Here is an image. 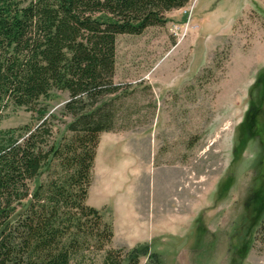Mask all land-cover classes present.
I'll return each instance as SVG.
<instances>
[{
	"label": "rangeland",
	"instance_id": "1",
	"mask_svg": "<svg viewBox=\"0 0 264 264\" xmlns=\"http://www.w3.org/2000/svg\"><path fill=\"white\" fill-rule=\"evenodd\" d=\"M165 18L164 26L116 37L113 82L125 94L115 102L114 130L99 135V142L103 134L114 135L116 145L107 141L100 153L96 149L86 204L112 224L111 210L102 206L129 202L127 183L139 213L146 214L152 199L155 219L186 217L173 228L172 249H149L154 257L143 256L140 264H264L258 237L264 0H190ZM66 101V93L52 90L35 111L9 103L0 111V130L33 128L47 119L54 142L64 144L71 121L62 113ZM254 102L260 110L247 135L245 117ZM108 164L120 194L102 188ZM117 211L120 220L124 211ZM86 255L84 264H100L103 253Z\"/></svg>",
	"mask_w": 264,
	"mask_h": 264
},
{
	"label": "trees",
	"instance_id": "2",
	"mask_svg": "<svg viewBox=\"0 0 264 264\" xmlns=\"http://www.w3.org/2000/svg\"><path fill=\"white\" fill-rule=\"evenodd\" d=\"M189 1L0 0V111L9 103L35 111L57 90L67 94L62 113L71 118L64 144L54 142L47 119L0 130V264H84L89 253H103L100 264L154 257L148 245L111 248L112 224L86 200L99 135L114 130L115 102L125 94L113 82L116 37L164 26L165 14ZM258 237L264 242V206Z\"/></svg>",
	"mask_w": 264,
	"mask_h": 264
},
{
	"label": "crops",
	"instance_id": "3",
	"mask_svg": "<svg viewBox=\"0 0 264 264\" xmlns=\"http://www.w3.org/2000/svg\"><path fill=\"white\" fill-rule=\"evenodd\" d=\"M113 136L114 135L108 133L101 135L100 142L97 146V151L99 153L102 151L104 142L111 141L116 145ZM121 155H124L123 152ZM105 168L106 171L103 172L104 174L102 173L101 181L104 192L108 193L109 190L114 188L117 190V193L120 194L121 186H118V188L116 187V172L112 171L109 164L106 165ZM124 186L127 187V191L130 195L129 202H124L121 206L113 204L102 206L103 208L110 209L113 216V239L111 246L129 250L137 245H148L150 252L160 254L168 253L170 248L172 249V238L178 236V232L173 228L176 225L182 226L186 217L179 218L174 214H160L155 219L152 210V199L149 200V207L146 214H141L139 213V204H137L136 194L130 188V184L126 183ZM117 208L124 211L120 220H118ZM181 251H183V249Z\"/></svg>",
	"mask_w": 264,
	"mask_h": 264
}]
</instances>
